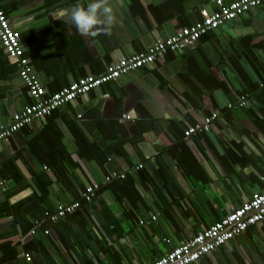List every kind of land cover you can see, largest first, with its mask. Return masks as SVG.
Segmentation results:
<instances>
[{"label":"crops","instance_id":"obj_1","mask_svg":"<svg viewBox=\"0 0 264 264\" xmlns=\"http://www.w3.org/2000/svg\"><path fill=\"white\" fill-rule=\"evenodd\" d=\"M89 2L0 0L49 95L214 10L210 0H111L114 27L92 37L71 20ZM263 83L264 5L5 139L0 264H153L235 212L264 192ZM33 102L0 42V126ZM214 113L210 133L185 138ZM115 174L126 178L106 183ZM74 202L56 223L44 215ZM263 263L264 221L195 264Z\"/></svg>","mask_w":264,"mask_h":264},{"label":"built area","instance_id":"obj_2","mask_svg":"<svg viewBox=\"0 0 264 264\" xmlns=\"http://www.w3.org/2000/svg\"><path fill=\"white\" fill-rule=\"evenodd\" d=\"M214 10L201 11L202 19L190 27L184 28L166 41L159 42L146 52L134 55L119 61L109 67L102 76L82 78L61 91L49 95L35 75L31 62L25 57L21 35L16 30L2 9L0 3V42L8 57L17 65L19 76L28 89L33 104L23 111L15 114L9 126H0V144L7 138L13 137L20 130L36 120L51 116L55 111L74 102L76 99L89 94L111 82L119 80L123 75L144 67H152L156 61L162 59L169 52H180L198 41L205 35L219 29L221 26L246 15L251 10L264 5V0H236L226 4L225 0H210ZM237 105L246 108L248 102L241 98ZM230 108L233 105L229 106ZM218 114L214 113L205 119L204 123L194 125L185 131V138L194 135L210 133L215 127ZM143 165H138L137 170H142ZM115 178L125 179V174L108 176L105 181L110 183ZM3 184V183H2ZM97 196L95 187H88L82 196L85 202H92ZM81 208V202L60 206L57 211L45 212V217L56 223L65 217L74 214ZM156 217L152 220L156 221ZM264 221V192L252 195L242 207L231 213L210 228L198 233L193 239L174 249L167 256L153 264H195L203 257L211 255L217 249L225 246L230 241L243 235L248 229ZM143 224V223H142ZM34 234L35 231H32ZM49 231H46L48 234ZM30 261V257L28 258ZM264 264V263H263Z\"/></svg>","mask_w":264,"mask_h":264},{"label":"clouds","instance_id":"obj_3","mask_svg":"<svg viewBox=\"0 0 264 264\" xmlns=\"http://www.w3.org/2000/svg\"><path fill=\"white\" fill-rule=\"evenodd\" d=\"M71 20L78 32L92 37L110 34L116 23L111 0H91L86 7L77 3L71 12Z\"/></svg>","mask_w":264,"mask_h":264},{"label":"trees","instance_id":"obj_4","mask_svg":"<svg viewBox=\"0 0 264 264\" xmlns=\"http://www.w3.org/2000/svg\"><path fill=\"white\" fill-rule=\"evenodd\" d=\"M260 87H261V86H260ZM261 88H262V89L264 88V83H263V87H261ZM231 105H232V104H231ZM229 106H230V105H229ZM229 108H230V107H229ZM210 116H211V115H210ZM206 118H207V117H206ZM206 118H205V119H206ZM205 119H204V122H205ZM217 120H218V119H217ZM204 122H203V123H204ZM97 191H98V190H97Z\"/></svg>","mask_w":264,"mask_h":264}]
</instances>
